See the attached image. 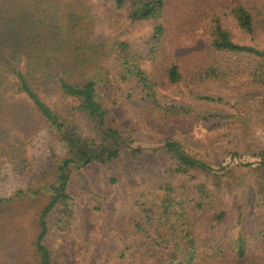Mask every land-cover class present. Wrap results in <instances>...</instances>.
<instances>
[{"label": "trees", "instance_id": "obj_1", "mask_svg": "<svg viewBox=\"0 0 264 264\" xmlns=\"http://www.w3.org/2000/svg\"><path fill=\"white\" fill-rule=\"evenodd\" d=\"M101 1L126 13L104 38L83 0H0V264H66L48 240L54 229L66 242L79 232L71 177L146 155L168 164L156 186L113 209L128 236L100 264H264V203L245 199L247 171L264 169V148L229 152L228 164L189 153L204 148L198 128L215 124L228 137H246L264 119V92L250 96L264 91V49L251 13L243 5L182 2L198 16L189 26L211 38L198 59L174 56L172 27L183 19L173 20L165 0ZM136 26L151 28L141 43L126 38ZM237 29L247 42L235 38ZM115 84L137 114L166 131L159 148L136 147L120 127L101 94ZM34 138L46 140L43 168L32 185L5 195L31 170ZM207 218L214 221L206 232Z\"/></svg>", "mask_w": 264, "mask_h": 264}, {"label": "rangeland", "instance_id": "obj_2", "mask_svg": "<svg viewBox=\"0 0 264 264\" xmlns=\"http://www.w3.org/2000/svg\"><path fill=\"white\" fill-rule=\"evenodd\" d=\"M85 5L94 12L97 20L98 38H104L111 33L117 32L125 23L126 13L116 11L112 5H103L101 0H83ZM169 6L170 14L173 20L183 19L180 26L175 25L173 31L174 56L187 57L192 55L202 59L211 45V38L203 33L201 28H194L189 24L198 18L187 8H182L181 3L187 0H165ZM221 4L226 7L245 6L254 18V28L257 36V43L264 49V0H204L206 2ZM130 35L126 38L134 43H141L145 37L151 33V28L147 26H136L130 29ZM235 38L242 43L247 42L242 35L235 30ZM204 58V57H203ZM197 59V58H195ZM146 69L152 70V65L148 64ZM124 87L115 84L109 88L101 90V94L109 105V109L116 118L122 129L129 132L136 139V147L142 149L159 148L160 142L166 135V131L144 120L135 109L131 107L125 98ZM209 92L213 94L229 95L215 87H211ZM257 91L250 96H256ZM47 100V99H46ZM257 117H254L255 120ZM238 124V123H237ZM246 128V126H245ZM244 128V129H245ZM248 136H241L237 133L231 137L230 130L218 125L201 127L195 131V138L203 145V149L190 148L189 153L197 155L205 162L211 164L231 163L229 152L245 153L250 148H264V119L259 123L255 122L251 126ZM225 138L218 142V139ZM46 140L34 138L31 142L29 151V160L31 170L25 178L9 184L5 190V195L13 192L17 187L25 188L32 185L45 162L44 153L46 152L44 143ZM129 159V158H128ZM253 159V157L249 158ZM140 163V167L137 165ZM168 164L166 157L156 155H146L138 162L126 160L123 164L96 166L75 173L69 182V193L73 198L80 224L79 232H76L70 242L60 240L56 229L50 233L48 244L58 253L60 258L66 264H100L103 257L111 251L117 250L123 245V241L128 236V231L121 225L113 209L128 208L139 192L147 190L157 185L161 179L162 172ZM252 179L251 191L246 192V200L264 203V169L257 168L255 171H247ZM246 172V173H247ZM115 183L111 184V180ZM233 186L230 182L225 185V200L230 201L232 197ZM104 210L95 211V208ZM205 223L201 224L203 231H208L214 219L207 218ZM229 223L222 224L219 227L224 230ZM57 236V237H56ZM56 239H59L57 241Z\"/></svg>", "mask_w": 264, "mask_h": 264}]
</instances>
